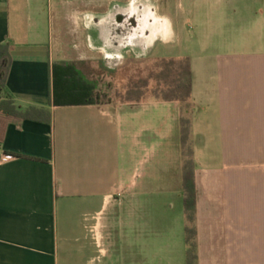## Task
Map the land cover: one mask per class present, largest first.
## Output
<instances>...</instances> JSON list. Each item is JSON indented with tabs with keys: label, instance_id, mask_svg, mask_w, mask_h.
Listing matches in <instances>:
<instances>
[{
	"label": "crops",
	"instance_id": "0c3cea01",
	"mask_svg": "<svg viewBox=\"0 0 264 264\" xmlns=\"http://www.w3.org/2000/svg\"><path fill=\"white\" fill-rule=\"evenodd\" d=\"M231 1L239 28L250 24L249 31L264 34V0ZM60 9L53 15L46 0H0V44L11 56L0 103L28 113L0 110V264H145L144 239L162 236L165 221L146 210L147 202L168 193L182 198L180 104H82L90 86L81 80L96 93L92 73L102 67L91 50L69 59L53 47L50 23ZM167 18L176 35L180 17ZM260 43L188 56L198 264H264ZM64 63L82 79L75 76L55 95L54 65L60 72Z\"/></svg>",
	"mask_w": 264,
	"mask_h": 264
},
{
	"label": "rangeland",
	"instance_id": "374dc122",
	"mask_svg": "<svg viewBox=\"0 0 264 264\" xmlns=\"http://www.w3.org/2000/svg\"><path fill=\"white\" fill-rule=\"evenodd\" d=\"M132 1L46 0L53 15L57 14L58 7L61 8V16L50 23L53 47L69 59H77L81 49L96 54L102 69L92 74L104 101L123 100L131 84H140V80L157 71L161 58L243 51L260 47V42L264 41V34L257 36V30L249 31L250 24L246 27L242 24L239 28L241 24L235 21L231 0H140L142 4L137 5L135 13L129 5ZM20 2L24 5L27 0ZM150 8L167 20L171 17L175 21L177 14L180 23L174 22L176 35L170 30L167 42L157 39L151 46H145L147 33L136 36L135 28L140 18L148 17ZM89 16L94 19L91 24L87 23ZM153 82L151 78L149 83ZM177 154V164L181 167L179 133ZM147 203L146 210L161 214L165 221L161 226L162 236L148 233L144 239L145 264H185L187 246L183 238L182 198L176 193H168ZM113 227L115 243L121 249V226L117 222ZM192 264H198L197 259Z\"/></svg>",
	"mask_w": 264,
	"mask_h": 264
},
{
	"label": "trees",
	"instance_id": "16d2710c",
	"mask_svg": "<svg viewBox=\"0 0 264 264\" xmlns=\"http://www.w3.org/2000/svg\"><path fill=\"white\" fill-rule=\"evenodd\" d=\"M159 60L160 63L157 71L152 76L140 80V84H131L126 91L125 98L121 101L132 99L139 100L143 98L165 102L177 101L180 104L178 127L183 157L181 166V190L183 213L185 217V244L187 246L186 264H192L197 259V244L195 226L196 187L191 135V117L193 112V105L191 103V62L188 56L178 58L165 57ZM10 65L11 56L9 47L6 44H0V92L5 88L6 77ZM63 66L64 71L59 72L57 71V65H54L53 77L55 95L57 89L70 85L75 76L82 79L78 71H76L70 63H64ZM151 78L154 81L153 84L149 83ZM81 81L87 86H90L87 98L81 103L86 105L98 103L100 96L98 91L96 93L94 92V85L88 84L84 79ZM94 93L96 94L95 96ZM187 109L189 111H186ZM0 110L9 116H20L10 101H2L0 103ZM20 117H28V113Z\"/></svg>",
	"mask_w": 264,
	"mask_h": 264
},
{
	"label": "bare ground",
	"instance_id": "6f19581e",
	"mask_svg": "<svg viewBox=\"0 0 264 264\" xmlns=\"http://www.w3.org/2000/svg\"><path fill=\"white\" fill-rule=\"evenodd\" d=\"M140 0H133L130 5L132 13L136 12L137 5H141ZM147 18H140L138 26L135 28L136 36L144 34L146 38V45L151 46L152 42L160 39L167 42L170 38V27L167 19L161 18L156 15L152 8L147 10ZM94 21L92 17H88L87 23L91 24Z\"/></svg>",
	"mask_w": 264,
	"mask_h": 264
},
{
	"label": "built area",
	"instance_id": "2783aa9c",
	"mask_svg": "<svg viewBox=\"0 0 264 264\" xmlns=\"http://www.w3.org/2000/svg\"><path fill=\"white\" fill-rule=\"evenodd\" d=\"M4 157H5V156H1V157H0V163L5 159Z\"/></svg>",
	"mask_w": 264,
	"mask_h": 264
},
{
	"label": "flooded vegetation",
	"instance_id": "af4514ba",
	"mask_svg": "<svg viewBox=\"0 0 264 264\" xmlns=\"http://www.w3.org/2000/svg\"><path fill=\"white\" fill-rule=\"evenodd\" d=\"M90 17V16H89Z\"/></svg>",
	"mask_w": 264,
	"mask_h": 264
}]
</instances>
